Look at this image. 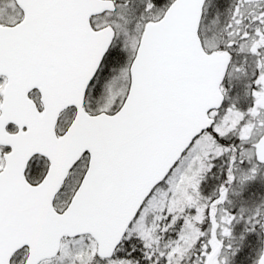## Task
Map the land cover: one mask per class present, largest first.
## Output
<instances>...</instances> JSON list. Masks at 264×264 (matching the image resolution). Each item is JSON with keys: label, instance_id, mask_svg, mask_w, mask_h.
Returning <instances> with one entry per match:
<instances>
[{"label": "snow or ice", "instance_id": "snow-or-ice-1", "mask_svg": "<svg viewBox=\"0 0 264 264\" xmlns=\"http://www.w3.org/2000/svg\"><path fill=\"white\" fill-rule=\"evenodd\" d=\"M0 264H264V0H0Z\"/></svg>", "mask_w": 264, "mask_h": 264}]
</instances>
